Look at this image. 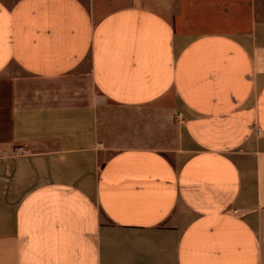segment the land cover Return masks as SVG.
Returning <instances> with one entry per match:
<instances>
[{
    "label": "crops",
    "instance_id": "crops-1",
    "mask_svg": "<svg viewBox=\"0 0 264 264\" xmlns=\"http://www.w3.org/2000/svg\"><path fill=\"white\" fill-rule=\"evenodd\" d=\"M0 264H264V0H0Z\"/></svg>",
    "mask_w": 264,
    "mask_h": 264
}]
</instances>
